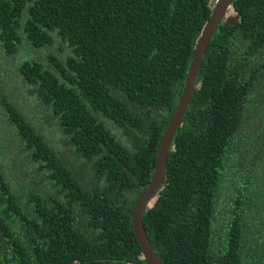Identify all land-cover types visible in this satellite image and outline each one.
<instances>
[{
  "label": "trees",
  "instance_id": "16d2710c",
  "mask_svg": "<svg viewBox=\"0 0 264 264\" xmlns=\"http://www.w3.org/2000/svg\"><path fill=\"white\" fill-rule=\"evenodd\" d=\"M216 1L0 0V54L35 104L0 86V264H148L134 203ZM230 9L143 213L163 264H264V0Z\"/></svg>",
  "mask_w": 264,
  "mask_h": 264
},
{
  "label": "water",
  "instance_id": "95a60500",
  "mask_svg": "<svg viewBox=\"0 0 264 264\" xmlns=\"http://www.w3.org/2000/svg\"><path fill=\"white\" fill-rule=\"evenodd\" d=\"M233 0H218L213 6V11L209 21L206 23L200 38L197 41L196 47L193 51L188 73L185 78L182 94L179 98L175 112L166 127L159 147L156 152V161L154 171L151 177L150 185L141 193L134 203L132 211V228L136 236L143 256L148 264H163L160 258L156 255L151 243L149 242L144 227H143V213L147 208L149 202L155 197L161 186L165 183V173L167 165V157L171 147V143L176 131L180 127L182 120L187 111L188 105L191 101L194 92L195 81L202 64L203 56L209 42L222 23L224 14L228 8L231 7ZM90 264H127V263H113V262H98Z\"/></svg>",
  "mask_w": 264,
  "mask_h": 264
},
{
  "label": "rangeland",
  "instance_id": "374dc122",
  "mask_svg": "<svg viewBox=\"0 0 264 264\" xmlns=\"http://www.w3.org/2000/svg\"><path fill=\"white\" fill-rule=\"evenodd\" d=\"M236 21H238V16L233 12V10L228 8L224 14V17L222 19V23L223 24L224 23L234 24ZM27 51L29 52V54L31 56H37V57L38 56H45L47 54L52 53V51H53V54H55L56 56H59V53L57 52L56 47H53L52 49H45L44 52L43 51H36V50L34 52L31 49L23 48V49H21L19 56L15 57L14 60H17L19 57L23 56L25 53H27ZM7 66H9L8 61L3 59L1 54H0V86H3L4 90L14 91V97H13L14 101L17 100L18 105L23 104V106H25L24 108H25L27 113L29 111L34 112L35 111L34 110L35 104L31 99L28 98V95L26 93L18 92V91H20L19 89L13 88L15 78L12 74H10Z\"/></svg>",
  "mask_w": 264,
  "mask_h": 264
}]
</instances>
